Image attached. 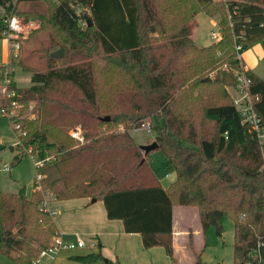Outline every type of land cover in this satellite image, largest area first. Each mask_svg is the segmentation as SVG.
Here are the masks:
<instances>
[{
    "label": "trees",
    "instance_id": "1",
    "mask_svg": "<svg viewBox=\"0 0 264 264\" xmlns=\"http://www.w3.org/2000/svg\"><path fill=\"white\" fill-rule=\"evenodd\" d=\"M11 1L0 0V38L6 14L29 20L16 10L25 0ZM177 1L187 4L178 27L170 25L174 0H47L48 15L31 14L39 21L31 33L50 34L47 67L18 88L13 71L0 62V83L8 80L12 99L24 106L9 119L17 137L9 146L13 163L30 155L41 162L36 170L42 177L29 193L24 187L0 191V253L35 264L58 233L52 213L42 208L50 194L54 200H101L108 218H121L127 231L143 233L147 246L165 245L176 264V205L198 207L203 232L214 225L219 235L228 214L234 220V264H264V146L229 91L239 87L241 75L249 77L248 91L258 97L255 110L264 125V78L246 70L236 50L237 44L242 53L264 39V0ZM201 11L222 15L225 23L221 38L205 47L193 39V19ZM58 48L64 55L52 57ZM19 60L12 57L11 66ZM97 60L126 78L116 101L103 106ZM207 70L215 79L203 76ZM204 84H216V102L205 96ZM149 119L158 149L176 170L168 188L130 132ZM74 129L83 142L71 137ZM192 247L193 264H222L204 261V248Z\"/></svg>",
    "mask_w": 264,
    "mask_h": 264
},
{
    "label": "rangeland",
    "instance_id": "2",
    "mask_svg": "<svg viewBox=\"0 0 264 264\" xmlns=\"http://www.w3.org/2000/svg\"><path fill=\"white\" fill-rule=\"evenodd\" d=\"M214 2L227 3V0H214ZM48 2L47 0H35V1H21L17 4L16 10L24 16L28 17L29 20H33L36 23V27L39 25V21L36 17L32 16L33 13H39L41 15H48ZM187 4L184 1L174 0V9L169 13L171 19L170 25L172 27H178L177 21L182 16L184 10H186ZM2 8L0 6V12ZM222 15L216 17H210L204 11L199 12L193 19V39L200 47H205L213 44L216 40L213 38V33L218 32L222 36L223 28L225 23L222 22ZM229 21V17L225 16ZM23 18V17H21ZM224 18V14H223ZM31 33V32H30ZM28 34L21 41V47L17 55L20 56L18 64L11 66L9 63V71H13L16 86L18 88L28 87L31 83V74L37 71H44L47 67V58L49 51H51L49 41L50 34L46 30H35L31 34ZM60 49V48H58ZM58 49H54L58 50ZM8 56L7 41L4 38H0V62ZM3 58V59H2ZM11 61V60H10ZM8 63V61H7ZM96 70V87L98 90V103L103 106L109 103L110 99L116 101L117 94L124 85L125 77L118 75L114 71L113 67L104 64L101 60H97L95 65ZM29 69V70H27ZM264 75V73H263ZM203 76H209L211 80L215 79L214 72L207 70L203 73ZM7 81L0 83V103H4V108L11 110L9 101L5 98L7 90ZM203 93L205 96L211 98L212 102H216L217 89L216 84H204ZM231 89V91H230ZM233 99L241 96L240 88H230ZM74 99L79 100L80 97L77 93L72 92ZM18 104V102H17ZM34 105V102L29 103V109ZM21 109H24L23 104H18L15 108V114L19 115ZM199 115L202 118V109L200 106L197 107ZM0 117L1 114H0ZM4 121L8 119L3 117ZM154 124L153 119L147 120ZM7 135H4V127H7ZM0 191L16 193L19 188L24 187L29 193L33 181L36 179V159L30 155L24 156L18 163H13L14 151L9 146L17 143V137L11 130L10 125L7 122L3 125L0 124ZM123 128V126H121ZM135 141L141 145H148L156 141V132L152 134L148 133L143 126L140 128H134L130 131ZM14 141V142H13ZM13 142V143H12ZM150 165L162 185L168 188L176 179V170L171 164H168L164 153L156 148L151 150L149 153ZM5 167H9L6 171ZM169 175V177H167ZM47 199L51 200L54 198L47 194ZM178 211H186L185 218L190 227H193V221L197 222V213L192 210V206L176 205ZM223 233L218 234L217 229L214 225H210L207 230L201 235L204 238L202 244V238L200 241L201 247L204 245L203 260L207 262H220L222 264H234V220L228 214L222 217ZM1 235V231H0ZM184 237L180 239V244L185 245L189 241ZM189 238L192 239V232L189 234ZM0 264H19L17 261L3 253H0Z\"/></svg>",
    "mask_w": 264,
    "mask_h": 264
},
{
    "label": "crops",
    "instance_id": "3",
    "mask_svg": "<svg viewBox=\"0 0 264 264\" xmlns=\"http://www.w3.org/2000/svg\"><path fill=\"white\" fill-rule=\"evenodd\" d=\"M241 59L246 70L264 78V39L242 52ZM7 61L8 56L1 62L7 63ZM1 116L0 124L3 125L7 122L14 132L10 121L3 119V117H7L3 114ZM3 129H5L3 134L7 135L8 126ZM46 205L48 211L53 215L62 241L76 243L78 240H82L84 242L82 246L59 248L54 254L45 258L46 264H176L165 245L147 246L143 233L127 231L121 218H108L101 200L92 202L86 197L51 199L47 201ZM192 207H194L192 210L197 213V222L193 221V227H190V224H185L188 222L185 218L186 211H178L177 206L174 207L172 244L174 255L180 264L195 262L196 254L192 244L198 250L204 248V245L202 247L200 245V238H202V244L204 243V238L201 235L204 232L199 210L196 206ZM191 232L192 239L189 238ZM184 237H187L189 243L181 245L180 239ZM97 252H100L103 258L93 261L75 258L78 255Z\"/></svg>",
    "mask_w": 264,
    "mask_h": 264
},
{
    "label": "built area",
    "instance_id": "4",
    "mask_svg": "<svg viewBox=\"0 0 264 264\" xmlns=\"http://www.w3.org/2000/svg\"><path fill=\"white\" fill-rule=\"evenodd\" d=\"M228 1V0H227ZM12 4H17L18 0H12ZM6 28L2 31L1 35L7 41L8 46V64L12 57L17 56L20 47L21 41L25 38L33 29L36 28V23L33 20H24L17 15L10 13L6 14L3 18ZM213 38L218 41L221 38V34L218 32L213 33ZM236 50L238 52V58L241 59V51L242 46L240 44L236 45ZM7 65V66H8ZM240 92L241 96L236 97L234 99V103L237 106L238 110L244 117V120L250 125V127L256 132L258 138L260 139L261 144L264 146V125L261 117L255 110V100L258 97L254 98L248 91V87L251 85L252 80L245 75L240 76ZM8 83V80H6ZM14 96V92L11 90H6L5 98L9 101L10 107H13L11 110L6 108H2L0 113L6 116L9 119L14 117L15 108L18 106L17 101L12 99ZM143 128L150 134L153 133V128L151 122L147 121L143 125ZM70 135L72 138L78 140L79 142H83V138L81 136V132L78 129H74L70 131ZM41 162L36 161V166H40ZM5 170L8 171L9 167H5ZM37 181L41 180V175L37 174ZM47 201H45L44 206L42 207L44 210L48 211ZM84 242L82 240H78L76 243L73 242H64L60 239L59 234H55L52 238L51 244L46 248L41 250L39 255L35 260V264H46L45 258L51 254H54L61 247H74L75 245L82 246Z\"/></svg>",
    "mask_w": 264,
    "mask_h": 264
},
{
    "label": "water",
    "instance_id": "5",
    "mask_svg": "<svg viewBox=\"0 0 264 264\" xmlns=\"http://www.w3.org/2000/svg\"><path fill=\"white\" fill-rule=\"evenodd\" d=\"M88 25H92V21L91 20H88ZM63 55H64V49L63 48L55 50V51H53L51 53V56L52 57H56V58L62 57ZM105 119L108 120L109 117H106ZM158 146H159L158 142L154 141V142H152V143H150L148 145H141L140 147H141V149L143 151H145V153H150L151 150L158 148ZM91 201L94 202L95 199H92Z\"/></svg>",
    "mask_w": 264,
    "mask_h": 264
}]
</instances>
